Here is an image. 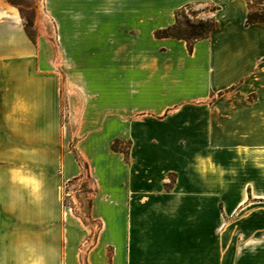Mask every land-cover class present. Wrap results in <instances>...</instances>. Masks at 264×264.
Wrapping results in <instances>:
<instances>
[{
  "label": "crops",
  "instance_id": "crops-1",
  "mask_svg": "<svg viewBox=\"0 0 264 264\" xmlns=\"http://www.w3.org/2000/svg\"><path fill=\"white\" fill-rule=\"evenodd\" d=\"M216 28L157 37L188 7ZM57 49L0 0V264H80L62 177L83 168L86 264H264V23L249 0H46ZM129 142L127 150L113 142ZM80 180V178H78ZM230 205L227 204V202Z\"/></svg>",
  "mask_w": 264,
  "mask_h": 264
},
{
  "label": "rangeland",
  "instance_id": "rangeland-1",
  "mask_svg": "<svg viewBox=\"0 0 264 264\" xmlns=\"http://www.w3.org/2000/svg\"><path fill=\"white\" fill-rule=\"evenodd\" d=\"M253 10H264V0H249ZM14 6L20 14L24 28L30 33L32 40H47L53 49H57V27L55 20L47 11L46 0H7ZM15 2V3H13ZM213 10V6L206 4L205 6L188 7L179 13V21L181 27H185V22H197L200 19H212L211 17L202 18L204 15L201 12L205 11L209 14ZM70 115H59V140L61 142V151L75 155L83 168V174L75 179L67 180L62 177V167L59 166V203L63 212L66 211L65 218L72 217L81 225L85 224V235L80 244V264H86L87 251L90 245L94 242L98 223L89 218V203L92 193L94 192L93 183L89 178L86 165L75 154L76 137L71 134V123L69 122ZM116 142V141H115ZM113 142V146L117 149L127 150L129 142L117 140ZM115 143V144H114ZM227 202L228 205H230ZM83 227V225H82Z\"/></svg>",
  "mask_w": 264,
  "mask_h": 264
},
{
  "label": "trees",
  "instance_id": "trees-1",
  "mask_svg": "<svg viewBox=\"0 0 264 264\" xmlns=\"http://www.w3.org/2000/svg\"><path fill=\"white\" fill-rule=\"evenodd\" d=\"M15 3V2H13ZM177 13V21L175 24L168 26L163 29H158L155 32L157 37H176L185 39L188 43L189 50H192L193 44L198 39L207 37L211 31H213L217 24L214 19H200L197 22L190 21L189 19L185 22V27H181L179 21V13ZM264 23V10H253L252 7L247 15V24L251 23ZM28 36L32 39L30 33L25 29ZM117 143V140L116 142ZM114 143V144H115ZM114 149H117L116 146H113Z\"/></svg>",
  "mask_w": 264,
  "mask_h": 264
},
{
  "label": "bare ground",
  "instance_id": "bare-ground-1",
  "mask_svg": "<svg viewBox=\"0 0 264 264\" xmlns=\"http://www.w3.org/2000/svg\"><path fill=\"white\" fill-rule=\"evenodd\" d=\"M69 1H73V0H69Z\"/></svg>",
  "mask_w": 264,
  "mask_h": 264
}]
</instances>
